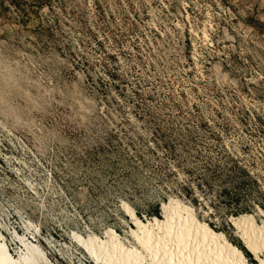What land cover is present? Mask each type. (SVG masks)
Here are the masks:
<instances>
[{"label":"rangeland","instance_id":"1","mask_svg":"<svg viewBox=\"0 0 264 264\" xmlns=\"http://www.w3.org/2000/svg\"><path fill=\"white\" fill-rule=\"evenodd\" d=\"M50 2L24 22L0 5V233L12 254L94 264L75 235L114 230L138 247L126 206L172 201L246 249L225 208L163 202L138 157L155 135L216 134L264 188V0Z\"/></svg>","mask_w":264,"mask_h":264},{"label":"trees","instance_id":"2","mask_svg":"<svg viewBox=\"0 0 264 264\" xmlns=\"http://www.w3.org/2000/svg\"><path fill=\"white\" fill-rule=\"evenodd\" d=\"M0 5L15 11L17 19L21 22L25 21L26 14L30 16L31 13L36 16L45 8L49 10L53 8L50 0H0ZM116 74L111 73L113 80L118 77ZM198 127L211 131V127L205 121L199 123ZM193 149L195 152H192ZM186 153L189 155L184 157ZM161 154L168 161L172 160V163H166ZM138 158L143 168L158 177L159 182L163 184L161 198L163 202L168 200V194H174L191 203L196 209H208L206 203H209L213 209L225 208L226 214L232 215V218L254 216L252 214H256L259 209L264 210V188L258 176L246 165L242 155L231 151L216 134H212L206 141L192 137L181 139L178 136L168 139L155 135L152 143L147 145ZM188 163L190 167H187ZM180 171L188 175L187 179H180ZM139 172V166H134L128 175L134 177ZM127 192L128 201L133 205L132 199L137 194V190ZM133 206L140 218L143 214L156 216L157 219L161 217V202L151 205L146 213L136 205ZM214 215L212 213L211 217ZM223 221L230 226L227 218ZM208 224L213 230L219 229L212 220L208 221ZM221 231L227 234L226 229ZM228 239L252 260L251 254L240 241L229 236ZM252 263L256 264L255 261Z\"/></svg>","mask_w":264,"mask_h":264},{"label":"bare ground","instance_id":"3","mask_svg":"<svg viewBox=\"0 0 264 264\" xmlns=\"http://www.w3.org/2000/svg\"><path fill=\"white\" fill-rule=\"evenodd\" d=\"M126 210L137 228L132 231L138 247L126 246L114 230L108 233L107 241L75 235L94 264H250L239 247L179 202L164 205V220L152 223L142 221L129 206ZM230 222L246 249L264 264V225H258L254 216L231 218ZM2 237L0 233V264H53L34 248L31 256L15 257Z\"/></svg>","mask_w":264,"mask_h":264},{"label":"water","instance_id":"4","mask_svg":"<svg viewBox=\"0 0 264 264\" xmlns=\"http://www.w3.org/2000/svg\"><path fill=\"white\" fill-rule=\"evenodd\" d=\"M160 209H161V212H162V204H161V207H160ZM134 224V223H133ZM135 225V224H134Z\"/></svg>","mask_w":264,"mask_h":264}]
</instances>
